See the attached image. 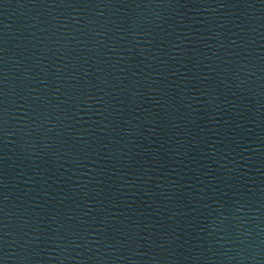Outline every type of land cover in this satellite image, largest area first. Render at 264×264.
Wrapping results in <instances>:
<instances>
[{
  "label": "water",
  "instance_id": "water-1",
  "mask_svg": "<svg viewBox=\"0 0 264 264\" xmlns=\"http://www.w3.org/2000/svg\"><path fill=\"white\" fill-rule=\"evenodd\" d=\"M0 264H264V0H0Z\"/></svg>",
  "mask_w": 264,
  "mask_h": 264
}]
</instances>
